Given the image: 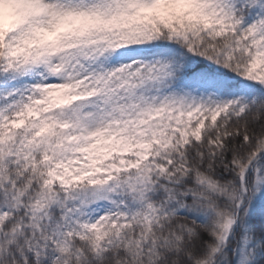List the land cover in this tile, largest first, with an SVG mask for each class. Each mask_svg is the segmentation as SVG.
<instances>
[{"label":"snow or ice","instance_id":"obj_1","mask_svg":"<svg viewBox=\"0 0 264 264\" xmlns=\"http://www.w3.org/2000/svg\"><path fill=\"white\" fill-rule=\"evenodd\" d=\"M0 264H264V0H0Z\"/></svg>","mask_w":264,"mask_h":264}]
</instances>
